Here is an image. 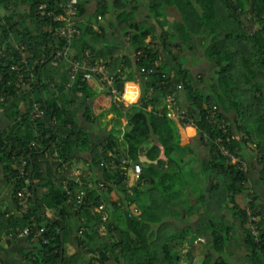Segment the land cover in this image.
Masks as SVG:
<instances>
[{
	"label": "trees",
	"instance_id": "trees-1",
	"mask_svg": "<svg viewBox=\"0 0 264 264\" xmlns=\"http://www.w3.org/2000/svg\"><path fill=\"white\" fill-rule=\"evenodd\" d=\"M90 1H76L80 35L71 48L73 59L81 63L90 51L92 66L96 58L105 64L119 95L126 83H139L140 99L128 107L99 77L83 79L79 72L69 91L62 82L68 64L57 60L62 41L48 14H59L63 0H0V41L8 51L11 37L26 47L6 53L0 68V189H8L7 205L0 201V264L3 246L21 244L27 247L17 251V264H181L179 251L191 235L206 250L199 261L194 246L188 248L190 264H233L231 245L237 241L248 262L264 264V0H145L151 24L135 21L132 0H96L90 19L115 16L110 27L121 38L112 45L103 41V32L92 30L91 20L77 26ZM172 9L178 19L169 22ZM204 32V59L212 69L193 78L185 50H193ZM123 45L128 55L121 53ZM23 57L31 81L20 83L11 66ZM127 86L133 103L137 88ZM168 95L183 106L184 119L167 116ZM35 104L43 115L32 120ZM74 109L80 118L72 117ZM81 121L101 136L99 143ZM187 127L196 129L195 138L186 137ZM217 139L240 162L223 157ZM246 145L254 147V162ZM197 146L206 149L198 158L206 187L190 204L194 175L185 171L190 160L182 158L194 155ZM119 157L141 165V183L130 188L131 195ZM75 169L82 172L80 183L70 177ZM81 191L86 195L80 201ZM22 192L28 194L26 213H18ZM101 204L106 221L97 212ZM131 205L137 216L130 214ZM194 216V223L183 220ZM25 227L43 229L45 243L18 237ZM66 243L75 249L72 255H65ZM192 257L197 259L191 263Z\"/></svg>",
	"mask_w": 264,
	"mask_h": 264
},
{
	"label": "built area",
	"instance_id": "built-area-1",
	"mask_svg": "<svg viewBox=\"0 0 264 264\" xmlns=\"http://www.w3.org/2000/svg\"><path fill=\"white\" fill-rule=\"evenodd\" d=\"M76 1L77 0H63V2L60 4L61 6V12L56 14L54 11L50 12L48 14V17L51 21V23L57 24L56 27V36L62 41V46L56 53L57 60L61 61L64 60L68 65L66 67L67 74L69 78L73 79L76 77V75L81 72L80 64L76 60L73 59L71 48L73 47L75 40L77 37H79L80 32L76 28V17H77V6H76ZM101 18H98V21H100ZM8 44L13 47L10 48L8 51V45L0 41V68L1 66L4 67L5 64L2 62V58H5L7 56L6 53H10L11 55L13 52H19V51H24L26 50V47L21 44V43H15L14 39L11 37L8 40ZM14 60L13 58H11ZM158 64V62L156 63ZM11 70L14 71L16 74L19 75V81L20 83L23 82V79L26 78L27 82L31 81V71L29 68V65L27 63V60L23 57L19 63L13 64L11 66ZM104 71H107V68L103 62H99L97 65L91 68H87L85 72L83 73V79H89L90 75L99 77V82L103 86V88L107 91H109L113 96L116 97L118 101H120L122 94L119 95L117 90L113 87L114 83V78L112 76H107ZM144 72V70H142ZM172 78V77H171ZM29 80V81H28ZM161 85H165L163 82H161ZM2 101V100H0ZM121 102V101H120ZM164 106L167 110V116L170 118H179L182 120V115H178V110L179 106L177 105V102L172 96H167L164 99ZM43 115V112L40 110L39 105L35 104L33 106V110L31 112V119L32 120H37L40 119ZM185 118V115L184 117ZM192 122V120H191ZM228 140H226L227 142ZM215 145L218 147V150L220 154L223 157L228 158L229 162L231 164H235L236 162H240L239 158L234 157L233 155L229 154L228 150L226 149L224 142L222 139H217L215 141ZM251 149V147H248ZM260 156H258L259 158ZM109 158V162L111 164H114V155L112 153H109L107 155V159ZM119 170L121 172V175L125 178L123 181V184L126 185L127 193L129 195L132 194L131 187L137 188L138 184L141 183V165L138 163H134L131 160L124 158V157H119ZM243 172L247 171L246 165L241 162V168ZM59 175L64 179L63 182V189L67 191L66 187V177L61 173V170H59ZM81 175L82 172L80 169H75L72 171V175L70 176L73 180L76 182L80 183L81 181ZM89 175V173H88ZM127 178V179H126ZM129 179V180H128ZM81 185V184H80ZM101 186V185H100ZM88 187L91 188L92 185L88 184ZM67 194H69L67 192ZM85 192L81 191L78 199L81 201L82 199L85 198ZM18 213H26L28 210V194L26 192H22L18 194ZM131 212L130 214L133 216L138 215V210L134 205L130 206ZM97 212L99 213L102 221L107 220V213L104 209V206L101 204L97 208ZM100 231L103 232L104 229L103 227L100 228ZM254 234V233H253ZM17 235L18 237H29L31 240L34 239H41L42 243H45V240L43 239V229H34V228H29L25 227L23 229L17 230Z\"/></svg>",
	"mask_w": 264,
	"mask_h": 264
},
{
	"label": "crops",
	"instance_id": "crops-1",
	"mask_svg": "<svg viewBox=\"0 0 264 264\" xmlns=\"http://www.w3.org/2000/svg\"><path fill=\"white\" fill-rule=\"evenodd\" d=\"M98 1V0H97ZM99 1H105L107 3H112L114 0H99ZM145 0H132V6L136 5L138 7V10L137 12L135 13V21L139 22V19H138V16L142 14V12L139 10V6L138 5H141V4H145ZM96 4V0H91L89 5H88V14L87 16L85 17H82V18H79V20L77 21V26H81L83 24H86L88 20H91L89 21V23H91V27H92V30L96 33H104V36L102 37L103 41L106 43V44H110L112 45L113 42L115 41L114 39L117 37V38H121V33L119 32V30L117 28H112L110 27V24L112 25L114 22H115V16H112L110 17L108 20L106 19H101L100 21H98L97 19V22L94 21V19H90V14H91V11L93 10V7L95 6ZM92 9V10H91ZM111 12L112 9H110ZM170 15V13L168 14V16ZM167 16V20L169 22H173L175 20H170L171 17H168ZM122 41V40H121ZM96 54H98V49H99V44H97V47H96ZM121 53L122 54H126L128 55L129 53V50H128V46L126 45H123V47L121 48ZM89 54H90V51H85V58L83 59V61L80 64V68H81V72H85V70L87 68H91V67H94L95 65H97L99 62H102L100 61L99 59H94V63L95 65L92 66V60L89 59ZM93 58V57H92ZM99 61V62H98ZM62 77V82H65V85L69 90L73 89L75 87V78L74 77L73 79L69 78L68 74H66V72L61 76ZM127 84H133L136 86L137 88V93H135V98L132 100V101H135V103L138 102V100L140 99V96H141V88H140V84L139 83H126L124 85V88H123V92H122V97L120 99L121 103L125 106V107H128L127 105H125L124 103V100L127 101L128 103L130 102L127 98ZM134 103V102H133ZM134 103V104H135ZM131 104V103H130ZM71 114H72V117H77V118H80L81 115L79 113V111L77 109H74V110H71ZM79 116V117H78ZM88 130V129H87ZM190 130L192 131V133H190ZM88 134L90 135V138L94 141V142H97L99 143L100 141V138L101 136L96 133L95 130H91L89 131L88 130ZM185 135L186 137L188 138H195L196 135H197V131L195 128L193 127H187L185 129ZM193 151L195 152L194 155L191 154L190 157H185V158H182L183 155L180 153L177 154V157L178 158H182L184 159L185 161H188L190 160V164L189 166L186 165L185 167V171H189V173L193 174L192 176L195 177L194 179L191 177V180H192V193H191V197L190 199L192 198H196L199 193H200V188H204L206 187V182L201 178L200 174H199V162H198V158L199 156L203 157L205 154H206V149L205 148H199L198 146L195 147L193 149ZM249 154V153H248ZM253 153H251L252 155ZM163 155V154H162ZM250 155V154H249ZM180 156V157H179ZM254 158H256V155H252ZM144 160V159H143ZM249 160V159H248ZM255 159H252V162H254ZM247 165V164H246ZM188 173V174H189ZM257 178L256 176H254V179ZM201 180V181H200ZM204 182H203V181ZM201 182V183H200ZM251 184V183H250ZM249 184V188L251 187V185ZM5 187H3L4 189ZM2 188L0 189V192H2L3 190ZM6 190V188H5ZM219 197V196H218ZM185 198V197H184ZM214 198V197H213ZM215 200V199H214ZM187 203H189V201L187 200ZM176 207V206H175ZM178 207H176L175 211H178L177 210ZM210 208H214V206H211ZM219 210L222 209V206L218 207ZM178 209H182V208H178ZM179 212V211H178ZM181 212V210H180ZM222 213V212H221ZM183 220L185 223L189 224V223H194L195 220H196V217H191V218H186V217H183ZM25 242V241H24ZM22 242V243H24ZM197 243H195L193 246H195ZM189 246V245H188ZM27 245L25 244H21L18 247H8V246H3V251L1 253V259L4 261L5 264H17L15 261L18 260V257H17V251L18 250H23V249H26ZM231 248L232 250H234L235 252V255L233 256V261L232 263L233 264H251L250 262L247 261V258H246V251L244 250V248H242L240 242H235L234 244L231 245ZM235 248V249H234ZM75 252V249L73 248V246L70 244V243H66L65 245V255L68 256V255H72L73 253ZM205 252V250H204ZM199 258L198 260L200 261L202 259V256L199 252ZM197 258L196 257H192L191 258V263L193 261H195ZM190 264V263H189Z\"/></svg>",
	"mask_w": 264,
	"mask_h": 264
},
{
	"label": "rangeland",
	"instance_id": "rangeland-1",
	"mask_svg": "<svg viewBox=\"0 0 264 264\" xmlns=\"http://www.w3.org/2000/svg\"><path fill=\"white\" fill-rule=\"evenodd\" d=\"M138 6H139V10L142 12V14L138 16L139 21H145V22H147V24H151L152 23L151 20H148V19L146 20L147 10H146L145 4H141V5H138ZM169 13H170V15L168 17H171L170 20H177L178 19V15L173 9ZM207 43H208V39H207V36H206V32H204V34H202L198 39L195 40L193 50H191V51L185 50V56L188 59V63H187L186 66L193 67V73H192L193 78H196L197 74H199L200 72L204 73L205 70H211L212 69V66H209L208 63L204 59V49H205ZM175 53H176V51H175ZM124 103H125V105L130 106V105H133L135 102L130 104V102L128 103L127 101L124 100ZM182 107L179 106V110H178V115L179 116H181L182 113L184 112ZM183 117H184V113L182 115V119H184ZM81 125H83L88 130L91 129L90 126H86L84 123H82V121H81ZM190 133H192L191 130H190ZM246 148H248V145H246ZM253 148L254 147L252 146L250 151H251V153L255 154V151H254ZM245 151H246V154H247V158L249 160L250 159H255L252 155L248 154L247 150H245ZM244 164L246 165V162H244ZM246 167L248 168L247 165H246ZM71 175H72V173H70V176ZM246 186L249 187V184H247ZM0 201H2V205L3 206L7 205V203H8V189L7 188H6V190L4 188L2 190V192H0ZM194 202H195V198H192L189 201L190 204H193ZM239 202L241 204L244 203V197H240L239 198ZM263 208H264V205H263ZM198 241L200 243H202V241H200L199 239H198ZM198 241H197V244L193 247V255L196 256V257L199 256V252L200 251L206 250L205 246L203 244L198 243ZM183 248L184 249L179 251L180 254H181V257H182L181 264H189V262H188V260L186 259V256H185V253H186V251L189 248L188 244H186ZM110 264H117V263H114V261H111Z\"/></svg>",
	"mask_w": 264,
	"mask_h": 264
},
{
	"label": "water",
	"instance_id": "water-1",
	"mask_svg": "<svg viewBox=\"0 0 264 264\" xmlns=\"http://www.w3.org/2000/svg\"><path fill=\"white\" fill-rule=\"evenodd\" d=\"M198 238L196 235H191L188 240L189 248H191L195 243H197Z\"/></svg>",
	"mask_w": 264,
	"mask_h": 264
}]
</instances>
